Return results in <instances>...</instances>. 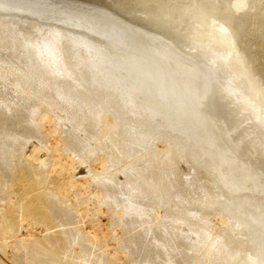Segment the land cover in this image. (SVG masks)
<instances>
[{
    "label": "rangeland",
    "instance_id": "1",
    "mask_svg": "<svg viewBox=\"0 0 264 264\" xmlns=\"http://www.w3.org/2000/svg\"><path fill=\"white\" fill-rule=\"evenodd\" d=\"M11 11L0 10V19L3 20L1 23L16 24L17 29L16 32L13 29L15 26L10 25L9 27L6 24V26L3 24V28L1 25L0 28V30L2 29L0 31L2 40H0L6 42L5 44L0 42V230L3 231V228L5 230V227L10 225L5 226L7 223L13 225L17 221L18 223L15 224V227L10 225L12 228H6L9 231L10 228L12 229L13 232L10 231L9 234L6 230L3 231L5 233L0 231V264H53V262H55L54 264H251L256 248L260 245V240L255 241L256 243L250 242L247 234L248 228L243 231L245 227L242 228L238 225V219L246 222L253 220L249 223L250 226L256 229L257 234H262L260 237L264 241V208L262 209L264 207V166L209 113L213 97V93L211 94L210 91H214V88H211V81L209 80L207 84L206 81L208 80L200 79L189 73V71L174 66L172 69L174 68L176 71L173 69L174 73L170 72L171 70H168V72L159 63L152 62L153 60L133 59V57L119 55V58L125 60L122 61L125 62L123 63L125 64L123 69L125 72L126 67L127 73L122 72L123 76H129L130 78L132 76V81L135 80V83L138 82L142 85L136 84L140 85V90H138L140 92L137 93L146 92L140 94V99L136 93L137 100L141 101L142 98V103L146 101L148 103L145 102V104H149L147 106L151 107L152 105L151 109L154 107L152 110L156 111L157 116H159L157 120L160 121L161 127L159 128L162 129V132H160H164L162 135H169L168 138L173 137L172 140H178L181 142L182 148H185L180 149V157H178V151L177 154L174 152V156L169 154L171 157L177 155V158H179L175 157L177 159L173 165L175 172L172 175L171 173L168 174V177L170 175L172 177L168 179L167 174L158 177L154 172L156 169L154 170V167L152 168L149 164V158L142 157L140 154L134 155L136 157H132V155L124 157L120 153L123 151H120L121 147H124L122 142L120 143L121 147L117 143L112 144L115 143L114 140L117 138L113 135L119 133L120 126L115 119H113L116 123L114 124L111 119L113 115L109 113L110 111H106L107 115H105L106 113L100 116L97 115L101 118L98 119L92 111H89L90 109H85V111L87 110L84 113L85 117L91 119L87 121L77 111H74V107L70 108L71 106L65 99L66 97L61 98L55 94L52 89L55 86L51 81L44 83V73L38 70L36 64L32 65L34 63L27 54L23 53V56L21 52H17L16 47L20 43L18 41L23 36L20 34L26 33L25 35L30 37L33 33L31 38L34 39L35 26L45 29L47 26L62 25V23L48 17L42 18L34 13V15L31 13L21 14ZM13 31L17 34L21 32L18 35L16 34V36L20 35L17 37L18 40L17 38L12 39L13 34L11 33ZM8 35L10 36L8 37ZM149 63L153 64L150 65ZM129 73H131V76ZM109 74L112 75V73ZM39 90H42L44 94ZM45 92H51L52 94L48 93L46 95ZM205 96L207 98H204ZM66 102L67 104H65ZM66 105L69 106L70 111ZM87 113H91V115L89 114V116ZM107 116L109 121H106L108 120ZM110 116L112 117L110 118ZM44 117H46L45 123L43 122ZM95 117L100 122L93 123L92 120L96 119ZM49 118L53 120L51 119L50 122ZM75 118L79 119V122ZM102 119L106 121L104 122L107 125L101 122ZM110 121L113 125L109 124ZM76 122L79 123L78 126L80 127L84 123L83 126L86 129L76 126L78 124ZM86 123L88 124L86 125ZM104 124L111 129H105ZM153 125L157 126V123L154 122ZM171 125L172 127L174 125V127L172 128ZM52 126L59 131L57 132L59 133L57 140L60 143V153L63 152L61 154L62 161L72 162L77 168L78 177L86 179L89 184L85 190L76 189L75 193L73 192L74 203L67 198L64 199L65 196L60 195L59 192L60 199L58 193L52 190L57 163L55 160L54 165V158L49 153L48 157L46 154L48 151L46 145L51 139L50 135L47 134ZM115 129H118V133ZM162 135L159 139L153 141L151 146L156 154L165 150L164 148L167 146L168 138ZM110 137H113L112 141H110ZM115 145L120 148L113 147ZM36 146L39 148H37L38 150ZM36 152H42L41 154L46 155V157L43 156L46 161H48L47 158H50L49 163L42 159L43 161H39L44 162V166L39 161L37 164ZM183 152L187 155L185 156ZM112 154L114 156L118 154V156L114 158ZM120 156H123V158ZM32 158L33 160H31ZM140 159L143 161L141 162ZM129 161L133 164H130ZM167 162L169 161H163L164 164H167ZM45 163L47 164L45 165ZM29 164H35L33 167H38L33 168ZM41 164L42 169L39 167ZM134 164L136 167H134ZM146 164L147 167H145ZM22 165L24 166L22 167ZM21 167L26 169L24 170ZM19 168H21V171ZM148 169L152 170L151 172H154V174L149 172ZM136 170L137 173L140 170L141 174L138 173L140 175L145 174L142 181L139 179L141 178L140 175L136 174ZM19 171L30 172L27 175L35 172V175L32 174L34 177L38 174L40 177L45 176L44 179L42 178V183L39 176L40 180L36 178V182L40 181L42 185L46 179V187L43 185L41 187L38 184L39 187L35 182L34 188H41L39 189L41 191L51 188V192L47 189L46 192L49 193L45 194L47 196L44 198L42 197L43 201H46L47 208L50 207L51 210L45 212L50 217L44 214V216L49 217H45L46 220L48 219L45 220L48 226L43 227L45 224H41L42 228L40 224H34L32 227L24 223L20 224L21 198L18 197L21 195H19L21 191L19 185L17 186L18 179L16 176ZM14 172H17L16 175ZM40 172L44 174L40 175ZM143 172H147V174ZM150 174H153L151 180L148 178ZM145 180L147 182L151 181L150 183H153V186L155 185L154 188ZM161 180L165 185L167 184L168 188L172 186L173 188L168 190L166 187L161 189L164 191L162 192L160 188H157L160 186H157L158 184H162ZM9 183L13 186L16 185V187L14 186L16 190ZM144 183L151 186L148 187ZM158 189L160 191H156ZM14 203L17 206L20 204L19 210L14 207ZM131 203L135 206L137 204L139 207L137 206L134 211L129 210L130 212H128L125 205ZM140 205H144L145 209ZM98 212H102V214L99 216ZM3 215L7 217L3 218ZM107 217L109 220L106 222ZM3 219L8 221L5 222ZM1 220H3V223H1ZM10 220L13 223L9 222ZM100 221L106 223L107 226L101 223L100 225L103 228L100 227L101 231H98L96 229ZM93 232L103 234L108 240H95L91 236ZM43 238L45 239L44 244L43 241H40ZM47 239H50L51 242H48ZM34 240L39 241L41 244L36 242L38 243L36 247ZM227 240L228 247L224 253H217L216 250L211 253L212 250L221 248L223 242ZM47 243L54 246L57 252H54L53 247H48L53 253L47 251ZM219 244L222 246L219 247ZM234 251L238 252V256L231 261L226 252ZM115 255L119 257L117 262L113 259Z\"/></svg>",
    "mask_w": 264,
    "mask_h": 264
},
{
    "label": "bare ground",
    "instance_id": "2",
    "mask_svg": "<svg viewBox=\"0 0 264 264\" xmlns=\"http://www.w3.org/2000/svg\"><path fill=\"white\" fill-rule=\"evenodd\" d=\"M0 10H9V11H15L16 13H31V14H38V16L42 17V18H45V17H48L50 19H55L56 21L62 23V25H52V26H47V28H43V27H36L35 26V37L34 39L31 38V35H33V33L29 36H26L25 34H20L22 37H20V40L18 42H20L18 44V46L15 44L16 49L18 50L17 52H21L23 55V53L27 54V56L29 57V59L34 63L31 64L34 66L36 64L38 70L42 71L44 73V83L46 82H49L51 81L53 84H54V88H52L55 92V94L58 95V97H61V98H65L68 102V104L71 106L70 108L72 109V107L75 108V112L77 111L80 116L82 115L83 118H86L84 113L87 111H85V109H90L89 111H92L94 113V116L97 117V115H102L103 113H106V111H110L109 113H112L113 117L110 116V118L113 120L115 119L119 124L120 126V130L118 131V129H115L116 132L118 134H116L115 136L111 133V136L113 135V137H117L114 141L115 143H112L113 145L114 144H119L122 142V145H124V147H121L122 145H120V147L122 149H120V152L124 157L127 156V155H132V157L134 155H142V157H145V158H149V164L151 165V167L153 168L154 167V172L156 173V176L158 177H163L164 174H167V177L169 176L168 174L175 172L173 169H174V164L176 163V160L179 159L177 158V155H175V157H173L174 155V152L176 153L178 151V157H180V154H181V151L180 149H183L182 148V145L180 144L181 142H179L178 140H172L173 137H170L168 138V136H165L167 139V146L166 148H164L165 150H162V152H153V149H152V144H153V141H155L157 138L159 139V137L164 134L161 133L162 129L159 128L161 127L160 125V121L157 120V112L156 111H153L152 108V105L151 107L150 106H147L149 104H145V102L143 101L142 103V98H141V101H138L137 98L140 96V94L142 95V93H137V92H140L138 90H140V85H136L137 83H135L134 81H132V76H131V73H129V75L131 76V78L129 76H123V73L124 72V67L123 63L125 62H122V61H125L124 59H121L119 58V55L120 56H128V57H133V59H142V60H153L152 62H156V63H159V65L165 69V70H171L170 72H173L174 70L172 69V67L174 66L175 68H180L182 70H185V71H189V73H192L193 75H195L196 77H199L200 79H204V80H208L206 81V83L208 84L209 80L211 81L210 83L212 84H209L211 85V88L215 87V82L216 80H214L212 77H210L207 73H205L203 70H201L198 66H196L194 63H192L190 60L186 59V58H182V57H185L181 54H178L176 52H173V51H170V50H167V49H164L162 47H159V46H156V45H153V44H150V43H147L145 41H142V40H139V39H136V38H133V37H130L128 35H125V34H122V33H119V32H116V31H113L111 29H108V28H105V27H102V26H99V25H96L94 23H91V22H88V21H85V20H82L80 18H77V17H74V16H71V15H68V14H65L63 12H60V11H57V10H54V9H51V8H48L46 6H43V5H40V4H37V3H34V2H23V3H12V4H2L0 5ZM11 11V12H12ZM3 12V11H2ZM33 14V15H34ZM2 19V18H1ZM0 19V28H1V25H2V28H3V24L4 26L6 25H13L12 23L10 24V22H7L9 24H6L5 22L4 23H1L3 20ZM49 19V20H50ZM16 22V21H15ZM6 24V25H5ZM48 25H50L48 23ZM15 26V28H13L16 32H17V29H16V24L13 25V27ZM6 28V27H5ZM8 29V28H7ZM10 29V28H9ZM12 29V28H11ZM10 29V30H11ZM2 30V29H1ZM0 30V31H1ZM6 30V29H5ZM4 31V30H3ZM8 31V30H7ZM15 31H13L11 34H13L11 37L12 39H16L17 37L19 36H16L17 33H15ZM21 33V32H18V34ZM8 34V33H7ZM17 34V35H18ZM27 34H28V31H27ZM7 36V35H6ZM10 35H8L9 37ZM1 39V37H0ZM19 38H17L18 40ZM2 40V39H1ZM0 40V42H1ZM4 40V39H3ZM6 40V38H5ZM11 40V39H10ZM16 41V40H15ZM4 42V41H3ZM1 42V43H3ZM8 42V41H7ZM12 42V41H11ZM17 42V43H18ZM0 43V44H1ZM6 42H4L5 44ZM16 43V42H15ZM9 45V43H8ZM13 45V44H12ZM2 46V45H1ZM10 47V46H9ZM13 47V46H12ZM15 50V48H13ZM16 51V50H15ZM118 55V56H117ZM24 56V55H23ZM124 57V58H125ZM28 59V60H29ZM127 60V58H126ZM130 60V59H129ZM128 62V61H127ZM147 62V61H146ZM148 64V63H147ZM150 65L153 64V63H149ZM140 66V65H139ZM147 66V65H146ZM153 66V65H152ZM156 66V65H155ZM154 66V67H155ZM145 67V66H144ZM157 68V67H156ZM150 69V68H149ZM155 69V68H154ZM148 70V69H147ZM158 70V68H157ZM168 71V72H169ZM176 71V70H175ZM125 72L127 73L126 71V67H125ZM124 72V73H125ZM130 72V71H129ZM154 72V71H153ZM109 73H112L109 74ZM133 73V72H132ZM145 73V72H144ZM158 73V72H156ZM164 73V72H162ZM174 73V72H173ZM109 74V76H108ZM153 74V73H152ZM167 74V73H166ZM169 74V73H168ZM176 74V73H175ZM174 74V75H175ZM191 74V75H192ZM111 75V76H110ZM137 75V74H136ZM143 75V74H142ZM150 75V74H149ZM154 75V74H153ZM157 75V74H156ZM138 76V75H137ZM144 76V75H143ZM129 77V78H128ZM145 77V76H144ZM155 77V76H154ZM162 77V76H161ZM191 77V76H190ZM134 78V77H133ZM173 78V77H171ZM175 78V77H174ZM142 79V78H141ZM168 79V78H166ZM170 79V78H169ZM145 80V79H144ZM203 81V80H202ZM143 82V81H142ZM153 82V80H152ZM171 82V80H170ZM38 83V82H37ZM133 83H135V85H133ZM149 83V82H148ZM189 83V82H188ZM193 83V82H192ZM195 83V82H194ZM214 83V84H213ZM48 84V83H47ZM145 84V83H144ZM151 84V83H150ZM19 85V84H18ZM51 85V83H50ZM171 85V83H170ZM20 86V85H19ZM41 86L43 87V85L41 84ZM142 86V85H141ZM21 87V86H20ZM154 87V86H153ZM208 87V86H207ZM39 88V87H38ZM46 88V87H45ZM49 88V87H48ZM147 88V87H146ZM210 88V89H211ZM206 89V88H205ZM22 91V89H20ZM45 90V89H44ZM142 90V89H141ZM144 90V88H143ZM147 90V89H146ZM38 91V90H37ZM40 91V90H39ZM42 91V90H41ZM40 91V92H41ZM49 91V90H48ZM148 91V90H147ZM208 91V89H207ZM210 91V90H209ZM43 92V91H42ZM205 92V90L203 91V93ZM211 94L214 92V91H210ZM37 93V92H36ZM39 93V92H38ZM49 93V92H48ZM48 93L45 92V94L47 95ZM51 93V92H50ZM49 93V94H50ZM136 93L138 94V97L136 98ZM146 93V92H145ZM148 93V92H147ZM44 94V92H43ZM52 94V93H51ZM37 95V94H36ZM153 95V94H152ZM203 95V94H202ZM213 95V94H212ZM51 96V95H49ZM55 96V95H54ZM53 96V97H54ZM148 96V95H147ZM155 96V95H154ZM159 96V95H158ZM40 97V96H39ZM46 97V96H45ZM56 97V96H55ZM54 97V98H55ZM212 97V96H211ZM51 98V97H50ZM57 98V97H56ZM60 98V99H61ZM146 98V97H145ZM144 98V99H145ZM153 98V97H152ZM204 98H207V96H205ZM65 99H64V102H65ZM140 99V97H139ZM159 99V98H158ZM63 100V99H62ZM154 100V99H152ZM207 101V100H206ZM67 102L65 104H67ZM141 102V103H140ZM204 102V101H203ZM148 103V102H146ZM187 105V104H186ZM9 106V105H8ZM67 106V105H66ZM69 106H67L68 108ZM150 107V108H149ZM183 108V107H182ZM77 109V110H76ZM69 110V108H68ZM155 110V109H154ZM35 111V110H34ZM70 111V110H69ZM88 111V112H89ZM36 112V111H35ZM156 112V114H155ZM32 113V112H31ZM108 113V114H109ZM160 113V112H159ZM70 114V113H69ZM74 114V112H73ZM88 115L91 113H87ZM86 114V115H87ZM47 115V113H46ZM76 115V114H75ZM74 115V117H75ZM78 115V114H77ZM89 115V116H90ZM107 115V113L105 114ZM161 115V114H160ZM72 116V115H71ZM79 116V115H78ZM79 116V117H80ZM99 116L97 117L98 119H101L99 118ZM146 116V117H145ZM69 117V116H68ZM78 117V118H79ZM95 117V118H96ZM42 118V117H41ZM46 117H44V123L46 122L45 120ZM67 118V117H66ZM72 118V117H70ZM77 118V117H76ZM75 118V119H76ZM93 119V120H96L95 122L92 120L93 123H96L98 121V119ZM50 119V118H49ZM52 119V118H51ZM50 119V122L53 120ZM68 119V118H67ZM74 119V120H75ZM80 119V118H79ZM78 119V120H79ZM87 121L88 119H90L89 117L86 118ZM107 119L106 121H109V118L107 116ZM110 119V120H111ZM159 119V118H158ZM77 120V119H76ZM75 120V121H76ZM77 120V121H78ZM91 120V119H90ZM103 120V119H102ZM111 120V121H112ZM115 120L114 121V124L115 123ZM48 121V119H47ZM82 121H84L82 119ZM105 120L101 121L102 123H105L104 122ZM110 121L109 124H112L113 123ZM41 122V121H40ZM49 122V123H50ZM79 122V121H78ZM76 122V123H78ZM85 122V121H84ZM100 122V121H98ZM156 122L157 123V126H154L153 123ZM89 123V122H88ZM86 123V125L88 124ZM162 123V121H161ZM52 124V123H51ZM84 124V123H83ZM82 126L84 129L85 126ZM97 124H101V123H97ZM106 124V123H105ZM104 124V125H105ZM108 124V125H109ZM117 124V125H118ZM220 124V123H219ZM49 125V124H48ZM78 124H76V126H78ZM96 125V124H95ZM102 125V124H101ZM107 125V124H106ZM105 125V129L106 128H110V127H106ZM111 125V126H112ZM175 125V124H174ZM173 125V127H174ZM118 126V127H119ZM163 126V125H162ZM80 127V126H78ZM80 127V128H81ZM87 127V126H86ZM116 127V125H115ZM166 127V126H164ZM172 127V125H171ZM172 127V128H173ZM177 127V126H176ZM49 128V127H48ZM55 128V129H54ZM82 128V129H83ZM117 128V127H116ZM168 130H169V127L167 126ZM170 128V129H172ZM50 129V128H49ZM48 129V130H49ZM111 129V128H110ZM113 129V127H112ZM79 130V128H78ZM175 130V129H174ZM173 130V131H174ZM81 131V129H80ZM161 131V132H160ZM59 131L56 130V127L52 126V128L48 131V134L47 135H50L49 137H51L50 141L48 142V144L46 145L47 147V157L49 156V154L54 158H51L53 159L54 161V165H55V160H56V166H55V175H54V186H52V190L56 191V193H58V196L60 197L61 199V196L60 195H63L65 197H63L64 199L67 198L70 202H75L73 200V192L76 191V189H79V190H85L86 187H88V181L86 179H81L78 177L77 173H76V167L75 165H73L72 162H67L64 160V162L62 161V158H61V154L63 153H60V143H58V137L57 135H59V133H57ZM115 133V131H113ZM179 132V131H178ZM46 133V132H45ZM169 134V133H168ZM183 134V133H181ZM163 136V135H162ZM163 136V137H164ZM46 137V136H45ZM57 137V138H56ZM113 137H110V141H112ZM60 141V140H59ZM189 141V140H188ZM195 142V141H194ZM124 143V144H123ZM43 145V144H42ZM113 147H117V148H120L119 146L115 145ZM193 147V146H192ZM38 147L36 146V149ZM42 148V147H40ZM39 149V148H38ZM37 149V150H38ZM185 149V148H184ZM34 150V149H32ZM40 151H42L40 149ZM63 151V150H62ZM105 151V150H104ZM115 151H117L115 149ZM34 152V151H33ZM103 152V151H102ZM111 152V151H110ZM118 152V151H117ZM185 152H187L185 150ZM204 152V151H203ZM206 152V151H205ZM13 153V152H12ZM37 156L35 161L37 162V164L40 162L39 160H42L43 159V154H41L42 152L38 153L36 152ZM44 153V152H43ZM49 153V154H48ZM73 153V152H72ZM114 153V152H113ZM118 153V154H120ZM184 153V152H183ZM182 153V154H183ZM202 153V152H201ZM243 153V152H242ZM117 154V156H118ZM169 154H172L173 156L171 157V155ZM177 154V153H176ZM223 154V153H222ZM33 155H35L33 153ZM109 155V154H108ZM113 155V154H112ZM139 155L140 158H142L141 156ZM168 155V156H167ZM184 155L186 156L187 154L184 153ZM73 156V155H72ZM116 156V155H115ZM115 156L113 155V157L115 158ZM116 156V157H117ZM123 156H120L121 158H123ZM129 156V157H130ZM184 156V158H185ZM203 156V155H202ZM201 156V158H202ZM210 156V155H209ZM30 157V156H29ZM32 157V155H31ZM46 157V155L44 156ZM112 157V156H111ZM112 157V158H113ZM119 157V160L121 159ZM131 157V158H132ZM136 157V156H134ZM183 157V156H182ZM181 157V158H182ZM220 157V156H219ZM218 157V158H219ZM34 158V157H33ZM33 158L31 160H33ZM111 158V159H112ZM130 158V160H131ZM138 158V157H137ZM136 158V159H137ZM187 158V157H186ZM189 158V157H188ZM199 158V157H198ZM50 159V158H49ZM49 159L47 158L48 161H46L45 159H43L44 161L48 162L49 163ZM127 160V158H125ZM133 159V158H132ZM145 159V160H147ZM10 160V159H9ZM42 160V161H43ZM116 160V159H115ZM138 160V159H137ZM141 160V159H140ZM144 160V161H145ZM166 161L168 160L169 162H167V164H164L163 161ZM20 161V160H19ZM33 161V162H35ZM39 161V162H38ZM51 161V160H50ZM132 161V160H131ZM131 161H129L130 164H133ZM143 160H141L142 162ZM139 162V161H138ZM147 162V161H146ZM145 162V163H146ZM40 163H43V166H44V162H40ZM36 164V165H37ZM47 163H45L46 165ZM148 164V163H147ZM147 164L145 167H147ZM26 165V164H25ZM32 164H29V166H31ZM35 165V164H34ZM32 165V167L34 166ZM97 165V164H96ZM129 165V164H128ZM140 165V164H139ZM142 165V164H141ZM140 165V166H141ZM24 165H22L23 167ZM133 166V165H132ZM173 166V167H172ZM262 166V165H261ZM264 166V165H263ZM20 167V166H19ZM21 167V168H22ZM27 167V166H26ZM31 167V168H32ZM35 167H38V166H35ZM33 167V168H35ZM42 169V164L41 166ZM127 167V166H126ZM134 167L135 164H134ZM149 167V166H148ZM18 168V165L16 166V170ZM21 168H19V170L21 171ZM129 168V167H127ZM132 168V167H131ZM24 169V168H22ZM26 169V168H25ZM24 169V170H25ZM37 169V168H36ZM137 169V168H136ZM139 169V168H138ZM146 169V168H145ZM150 169V167H149ZM148 169V170H149ZM15 170V171H16ZM39 170V169H38ZM135 170V168H134ZM14 172L15 175L17 173V182H13V183H17V186L19 185V190L21 191L19 193V197L18 198H21V207H20V204H18V206L14 205L15 208H18V210L20 209L21 212H20V224L22 225V223L24 224H27L28 226L31 225H34V224H40V227L41 224H45L43 225V227L45 226H48L46 225L45 223V220L47 216H44L45 212H50V207L49 209L47 208V205H46V201H43L44 199H42V197L44 198L45 194L51 192L50 189L46 188V190L48 189L49 192H46V190L44 189L43 187V191L37 189V188H34V185H41V183L43 182L42 178L45 177V176H38L41 178V183L40 181L39 182H36V180H40V178L36 175L34 177V173L35 172H32V174H34L32 176L31 175H27V174H30L29 173H25L27 171H23V172ZM40 171V170H39ZM44 171V170H43ZM133 171V170H132ZM144 171V170H143ZM147 171V170H146ZM152 171V170H151ZM149 170V172H151ZM255 171V170H254ZM154 172H151L154 174ZM38 173V172H37ZM36 173V174H37ZM138 173L141 174L140 170H138ZM137 173V170H136V174ZM143 173H146L147 172H143ZM44 174V173H42ZM41 172H40V175H42ZM49 174V173H48ZM135 174V173H134ZM138 174V175H140ZM153 174L148 177L150 178L149 180H151V178H153ZM98 175V174H97ZM160 175V176H159ZM170 175V177H168V179H170L172 176ZM51 177H53V175L50 174ZM82 176V175H81ZM144 176L145 174L143 175H140L141 178L140 181H142V179H144ZM166 176V175H165ZM164 176V177H165ZM47 177V176H46ZM143 177V178H142ZM37 178V179H36ZM44 179V178H43ZM146 179V178H145ZM12 180V179H11ZM16 181V180H15ZM45 183H46V179L44 180ZM146 183H150L151 181L147 182V180H145ZM158 181V180H156ZM170 181V180H169ZM172 181V180H171ZM36 182V183H35ZM154 182V181H153ZM162 182V180H161ZM43 183L42 185L45 186L46 184ZM51 183V182H50ZM159 183V182H158ZM172 183V182H171ZM10 184V183H9ZM48 184V183H47ZM133 184V183H131ZM145 184V183H144ZM152 186H153V183H150ZM148 185V184H145V185H148L151 186V185ZM155 184V183H154ZM174 184V183H172ZM12 185V184H10ZM38 185V186H39ZM41 185V187H42ZM51 185V184H50ZM49 185V186H50ZM160 185V186H159ZM167 185V184H166ZM165 185V183L162 182V184H158L157 188H160L161 189H164L166 188L167 186ZM13 186V185H12ZM16 187V185H14ZM13 186V187H14ZM155 186V185H154ZM153 186V188H154ZM169 186H170V183H169ZM11 187V186H10ZM14 187V190H16ZM36 187V186H35ZM40 187V186H39ZM46 187V186H45ZM238 187V186H237ZM12 188V187H11ZM152 188V189H153ZM173 188L170 187L167 189H171ZM18 189V188H17ZM88 189V188H87ZM138 189V188H137ZM147 189V188H146ZM151 189V190H152ZM165 189V190H167ZM13 190V191H14ZM18 190V192H19ZM78 190V191H79ZM159 189L156 190V191H160ZM58 191V192H57ZM128 191H129V188H128ZM153 191V190H152ZM155 191V190H154ZM162 192H164L163 190H161ZM59 192H60V195H59ZM133 192V191H132ZM239 192V191H238ZM15 193V192H14ZM14 193H12L14 195ZM75 193V192H74ZM129 193V192H128ZM146 193H147V190H146ZM157 193V192H156ZM18 194V193H16ZM50 195V194H49ZM52 195V194H51ZM55 195V194H54ZM57 195V194H56ZM161 195V194H160ZM16 196V195H15ZM129 196H131L129 194ZM15 198V197H14ZM62 198V199H63ZM75 198V197H74ZM221 198V197H220ZM131 199V198H130ZM157 199V198H156ZM17 200V198H16ZM14 200V201H16ZM19 200V199H18ZM62 201V200H61ZM65 201V200H64ZM49 202V201H48ZM53 202V201H52ZM215 202V201H214ZM66 203V202H65ZM127 203V202H125ZM130 203V202H129ZM259 203V202H258ZM60 204V203H59ZM63 204V203H62ZM158 204V203H157ZM50 205V204H49ZM48 205V206H49ZM123 206V204H121ZM125 205V204H124ZM145 205V204H144ZM141 206V207H144ZM261 205V204H260ZM137 206L139 207V205L136 204L133 205L132 203L131 204H128V205H125L126 209L128 210V212H130L129 210L134 211ZM8 207V206H7ZM13 207V206H12ZM20 207V208H19ZM140 207V208H141ZM227 207V206H226ZM256 207V206H255ZM258 207V206H257ZM139 208V209H140ZM254 208V207H253ZM261 208V207H259ZM264 207H262L263 209ZM125 209V210H126ZM138 209V210H139ZM143 209V208H142ZM145 209V207H144ZM228 209V207H227ZM49 210V211H48ZM226 210V209H224ZM257 210V209H256ZM16 211V210H15ZM89 211V210H88ZM139 211H143V210H139ZM145 211V210H144ZM11 212V211H9ZM229 212V211H228ZM263 212V211H262ZM8 213V212H7ZM15 213V212H13ZM135 213V212H134ZM143 213V212H141ZM2 214V213H1ZM5 214V213H3ZM19 214V212H18ZM17 214V215H18ZM47 214V213H46ZM45 214V215H46ZM50 214V213H49ZM99 216L100 214H102V212H98ZM139 214V213H138ZM259 214V213H258ZM7 215V214H6ZM6 215H3V218L7 217ZM48 215V214H47ZM10 216V215H9ZM15 216V215H13ZM49 216V215H48ZM103 216V215H102ZM105 216V215H104ZM107 216V215H106ZM105 216V217H106ZM16 217V216H15ZM19 217V216H18ZM17 217V219H18ZM50 217V216H49ZM47 217V218H49ZM55 217V216H54ZM259 217V216H258ZM8 219V218H7ZM101 219V218H100ZM106 219V218H105ZM238 219V218H237ZM5 222H7L5 219H3ZM3 220H1L3 223ZM16 220V219H15ZM48 220V219H47ZM46 220V221H47ZM51 220H52V217H51ZM108 217L106 219V222L108 221ZM17 221V220H16ZM15 221V222H16ZM50 221V220H49ZM99 221V220H98ZM104 221V220H102ZM102 221H100L99 225H98V228L96 230H100V227H101V223L103 225H106V223L104 224ZM253 221V220H252ZM252 221H244V220H241V219H238V225L239 226H242L245 227V229H243V231L247 230L246 228H248L247 230V234H248V239L250 240V242L252 243H256L255 241L257 240H260V245L256 248V251L254 253V257L252 259V262L251 264H264V241L262 239V237H260L262 234H257L256 233V229H253L251 226H250V222ZM9 222H12V220H10ZM14 222V223H15ZM258 222V221H257ZM18 223V221L16 222ZM15 223V224H16ZM50 223V222H49ZM54 223V222H53ZM109 223V222H108ZM262 223V222H260ZM8 224H10L12 227H15V224H11V223H7L5 226H7ZM52 224V223H51ZM10 225H8L7 227H5V230L6 228L8 227H11ZM264 225V224H263ZM37 227L39 225H36ZM107 226V225H106ZM3 227V225H2ZM1 227V228H2ZM11 227V228H12ZM42 227V228H43ZM10 228V231L12 230ZM28 228V227H27ZM35 228V226H34ZM96 228V227H95ZM94 228V229H95ZM103 227H101L102 229ZM239 228V227H238ZM49 229V228H47ZM4 228H3V231H5ZM14 230V229H13ZM2 231V229L0 230ZM2 233H5L3 232ZM6 231H8L7 234H9V229H7ZM35 231V230H34ZM40 231V230H39ZM101 231V230H100ZM13 232V231H11ZM103 232V231H102ZM105 232V231H104ZM134 233V232H133ZM174 233V232H173ZM6 234V235H7ZM13 234V233H12ZM94 237L95 240H99L101 241V239H107V237H104V235H100L98 232H93L91 233ZM3 235V234H2ZM30 235V234H29ZM5 236V235H4ZM66 236V235H65ZM12 237V236H11ZM75 237V236H74ZM164 237V236H163ZM173 237V236H172ZM41 238V237H40ZM91 238V237H90ZM89 238V239H90ZM264 238V237H263ZM25 239V238H24ZM30 239V238H29ZM162 239V238H161ZM44 238L43 240H40V241H43V244H44ZM48 242H51L49 241L50 239H47ZM55 240V239H54ZM53 240V241H54ZM166 240V239H165ZM26 241V240H25ZM23 242V241H22ZM39 241H35L34 240V244H36V247L38 246L36 243ZM47 242V241H45ZM57 242V241H56ZM94 242V241H93ZM102 242H105V241H102ZM107 242V241H106ZM261 242H263L261 244ZM33 243V241H32ZM55 243V242H54ZM29 244V243H28ZM41 244V243H39ZM48 244V243H47ZM45 244V245H47ZM53 244V243H52ZM228 240L227 241H224L223 242V246L219 244V247L222 246L221 248H216L214 250L211 251V253H214L217 252V253H224L225 252V249L228 247ZM32 245V244H31ZM66 245V244H65ZM97 245V244H96ZM34 246V245H32ZM2 247V246H1ZM41 247V245H40ZM44 248H46L45 246H43ZM42 247V249H44ZM48 247H53L54 246H50L48 244L47 248ZM57 247V246H56ZM67 247V246H66ZM51 248V249H53ZM16 249V248H15ZM35 249V247H34ZM126 249V248H125ZM20 250V249H19ZM54 252L56 253V249L54 248L53 249ZM81 250V249H80ZM37 251V250H36ZM39 251V250H38ZM47 251H50V253L53 251L48 249ZM46 251V252H47ZM104 252V251H103ZM128 252V251H127ZM60 253V252H59ZM230 258L231 261L235 260L236 257L238 256V252L234 251V252H226ZM83 254V253H82ZM67 255V254H66ZM69 255V254H68ZM81 255V254H80ZM6 256V255H5ZM53 256H56V255H53ZM65 256V254H64ZM52 257V255H51ZM119 257L117 255L114 256V260L117 262V260ZM50 259V258H49ZM66 259V258H65ZM87 259V258H86ZM72 260V259H71ZM55 261V260H53ZM87 261V260H86ZM40 263V262H39ZM55 262H53L54 264ZM126 263V262H125ZM195 263V262H194ZM35 264V263H34ZM119 264V263H118ZM121 264V263H120ZM196 264V263H195Z\"/></svg>",
    "mask_w": 264,
    "mask_h": 264
},
{
    "label": "water",
    "instance_id": "3",
    "mask_svg": "<svg viewBox=\"0 0 264 264\" xmlns=\"http://www.w3.org/2000/svg\"><path fill=\"white\" fill-rule=\"evenodd\" d=\"M34 2L185 56L215 82L210 114L264 165V0Z\"/></svg>",
    "mask_w": 264,
    "mask_h": 264
}]
</instances>
